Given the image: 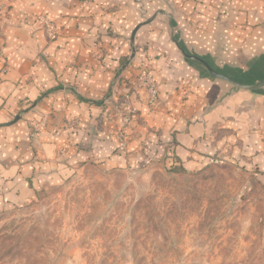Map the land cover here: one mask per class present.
<instances>
[{"label":"crops","instance_id":"1","mask_svg":"<svg viewBox=\"0 0 264 264\" xmlns=\"http://www.w3.org/2000/svg\"><path fill=\"white\" fill-rule=\"evenodd\" d=\"M141 1L0 0V209L32 200L77 143L89 146L134 29L160 12L173 13L171 24L157 16L135 35L143 48L136 66L153 70L159 98L147 107L142 92L135 96L142 133L130 148L144 142L148 156L169 155L189 172L237 168L244 187L264 198V89L228 94L231 86L183 56L170 33L188 53L250 80L264 72V0ZM40 17L56 22L54 39ZM103 143L95 142L97 156L113 149ZM107 160L127 166L119 156Z\"/></svg>","mask_w":264,"mask_h":264},{"label":"rangeland","instance_id":"2","mask_svg":"<svg viewBox=\"0 0 264 264\" xmlns=\"http://www.w3.org/2000/svg\"><path fill=\"white\" fill-rule=\"evenodd\" d=\"M155 15L171 24L172 12ZM145 23L112 75L89 146L77 143L32 200L0 209V264H264V198L244 187L242 171L217 164L189 172L169 155L148 156L144 142L130 148L142 133L135 96L142 92L147 107L159 98L153 70L136 66L143 48L133 34ZM107 140L113 149L97 156L95 142ZM113 155L127 166L109 163Z\"/></svg>","mask_w":264,"mask_h":264},{"label":"water","instance_id":"3","mask_svg":"<svg viewBox=\"0 0 264 264\" xmlns=\"http://www.w3.org/2000/svg\"><path fill=\"white\" fill-rule=\"evenodd\" d=\"M156 17H157L156 15L153 16L145 24L151 23L156 19ZM140 27L141 26H139L135 30L133 34L134 36L136 35V32ZM170 28H172L171 25ZM172 40L176 43L183 56H185L191 62L198 64L199 66L204 68L210 77L229 84L231 86V90L228 94H233L237 92H248L251 94H259V92L264 89V72L261 74H254L250 80H246V81L228 76L224 74L221 69L213 66L204 58L195 54H190L186 50H184V48L175 40L174 35H172Z\"/></svg>","mask_w":264,"mask_h":264},{"label":"built area","instance_id":"4","mask_svg":"<svg viewBox=\"0 0 264 264\" xmlns=\"http://www.w3.org/2000/svg\"><path fill=\"white\" fill-rule=\"evenodd\" d=\"M2 11V6H0V13ZM39 21L40 23L43 25L46 33H47V36L49 39H54L55 38V30H56V24L54 21L48 19L47 17H40L39 18ZM0 50H3L2 48ZM153 91V89L151 90ZM153 95L156 94L155 91L152 92Z\"/></svg>","mask_w":264,"mask_h":264},{"label":"trees","instance_id":"5","mask_svg":"<svg viewBox=\"0 0 264 264\" xmlns=\"http://www.w3.org/2000/svg\"><path fill=\"white\" fill-rule=\"evenodd\" d=\"M174 170H176V169L174 168Z\"/></svg>","mask_w":264,"mask_h":264}]
</instances>
